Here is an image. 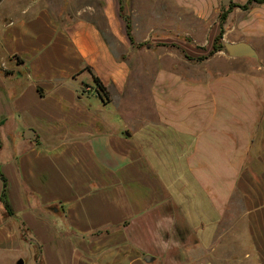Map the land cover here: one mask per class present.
I'll return each instance as SVG.
<instances>
[{"label":"crops","instance_id":"1","mask_svg":"<svg viewBox=\"0 0 264 264\" xmlns=\"http://www.w3.org/2000/svg\"><path fill=\"white\" fill-rule=\"evenodd\" d=\"M247 1L97 0L110 41L90 4L5 6L0 172L13 214L0 176V253L197 264L208 230L218 261L242 248L229 261L264 264V3ZM221 34L258 58L206 57Z\"/></svg>","mask_w":264,"mask_h":264},{"label":"rangeland","instance_id":"2","mask_svg":"<svg viewBox=\"0 0 264 264\" xmlns=\"http://www.w3.org/2000/svg\"><path fill=\"white\" fill-rule=\"evenodd\" d=\"M12 0H0V17H2L5 13V6L9 3H11ZM93 5L96 8V12L93 15H85L89 17L90 19H93L97 22V24L105 31V35L110 41L109 34L106 32V27H105V22L103 19V15L101 14V9L99 5L97 4V0H75V7L76 8H82L85 5ZM125 21H128L130 18L128 15H125L123 17ZM262 138H264V134H262ZM207 235V238L204 239L202 242L201 246L198 248L201 253H204V255L207 256V258H202L197 264H243V263H235L232 261H229V259L236 258V254L240 255L242 254V248H231L228 250V248H224L223 250V257L222 261H218V259H215L217 253H212L211 252V242L212 239H210V234L211 231L208 232V230H205ZM219 233L221 237L225 239H233L236 238V235L240 237L242 242H249V234L244 228L237 227L236 230L233 232L229 231L228 228L226 227H220ZM235 234V236H234ZM22 249H17V250H6L4 252L0 253V264H19L25 261V264H35L33 255H34V249L32 247H29L27 244H22ZM248 249V248H247ZM247 249L244 248V251ZM231 255V256H228ZM243 255V254H242ZM240 257V256H237ZM243 257V256H242ZM215 259V260H214Z\"/></svg>","mask_w":264,"mask_h":264},{"label":"trees","instance_id":"3","mask_svg":"<svg viewBox=\"0 0 264 264\" xmlns=\"http://www.w3.org/2000/svg\"><path fill=\"white\" fill-rule=\"evenodd\" d=\"M263 3H264V0H248L247 3L244 6H242V8L243 9H248L249 6L252 5V4H263ZM231 7H233V6H231ZM226 17H227V12H224L221 15V21H225ZM127 25H128L129 36H130V29H131L130 19L128 20ZM221 39H222V34L217 38L216 43L214 44L213 48L211 49V51L209 52V54L206 57L213 56L218 51H222V50L226 51L223 43L221 42ZM206 57L201 58V60L205 59ZM95 86H96L97 94L103 100L108 99V94H107L106 88L103 87L102 82L98 78H95ZM0 176L2 177L3 183H4V190H3V193H2V200H3L6 208L8 209V211L11 214H13V210L11 208V205H10L9 201L7 200V181H6L5 177L3 176V174L1 172H0Z\"/></svg>","mask_w":264,"mask_h":264},{"label":"water","instance_id":"4","mask_svg":"<svg viewBox=\"0 0 264 264\" xmlns=\"http://www.w3.org/2000/svg\"><path fill=\"white\" fill-rule=\"evenodd\" d=\"M232 0H222L224 5H227ZM226 50L230 56L234 58H241V57H249V58H258V54L255 49L246 43H226L225 44ZM149 260V257H147ZM23 264V262H21Z\"/></svg>","mask_w":264,"mask_h":264},{"label":"built area","instance_id":"5","mask_svg":"<svg viewBox=\"0 0 264 264\" xmlns=\"http://www.w3.org/2000/svg\"><path fill=\"white\" fill-rule=\"evenodd\" d=\"M86 90H87V92H90V91H92V88L88 87Z\"/></svg>","mask_w":264,"mask_h":264}]
</instances>
